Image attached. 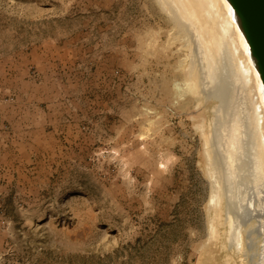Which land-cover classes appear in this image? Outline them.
I'll return each instance as SVG.
<instances>
[{
    "label": "rangeland",
    "instance_id": "374dc122",
    "mask_svg": "<svg viewBox=\"0 0 264 264\" xmlns=\"http://www.w3.org/2000/svg\"><path fill=\"white\" fill-rule=\"evenodd\" d=\"M204 60L160 0H0V264H264L250 85Z\"/></svg>",
    "mask_w": 264,
    "mask_h": 264
},
{
    "label": "bare ground",
    "instance_id": "6f19581e",
    "mask_svg": "<svg viewBox=\"0 0 264 264\" xmlns=\"http://www.w3.org/2000/svg\"><path fill=\"white\" fill-rule=\"evenodd\" d=\"M160 2L177 24L187 31L189 39L195 42L198 51L202 52L212 80L213 77L219 80L224 74L226 78L229 77L227 72L233 74L229 68V65H232L244 75L243 80L249 83L247 90L249 97L253 98L254 105H252L255 110V114L252 112L254 119L252 118L251 121L257 128L259 141L257 142L260 149L259 156L256 155V158L262 166L259 174H264V49L246 2L244 0H160ZM227 57L232 58L236 66ZM226 86L228 87V84ZM227 90L229 91L228 88L226 92ZM241 123L237 116L228 115L221 123L226 156L231 161L236 160L244 148ZM216 177H220L219 174H216ZM215 196L213 194L212 199Z\"/></svg>",
    "mask_w": 264,
    "mask_h": 264
},
{
    "label": "water",
    "instance_id": "95a60500",
    "mask_svg": "<svg viewBox=\"0 0 264 264\" xmlns=\"http://www.w3.org/2000/svg\"><path fill=\"white\" fill-rule=\"evenodd\" d=\"M250 9L254 23L256 24L259 38L264 49V0H244Z\"/></svg>",
    "mask_w": 264,
    "mask_h": 264
}]
</instances>
